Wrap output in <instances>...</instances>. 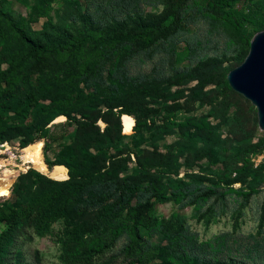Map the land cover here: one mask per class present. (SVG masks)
Returning a JSON list of instances; mask_svg holds the SVG:
<instances>
[{
    "label": "trees",
    "instance_id": "16d2710c",
    "mask_svg": "<svg viewBox=\"0 0 264 264\" xmlns=\"http://www.w3.org/2000/svg\"><path fill=\"white\" fill-rule=\"evenodd\" d=\"M52 1L36 0L27 18L0 4V143L25 147L44 139V148L49 150L59 136L48 124L59 115L66 121L54 127L75 122L79 134L63 157L45 159L49 169L65 165L67 179L53 180L29 168L13 183L12 197L0 203V264L11 263L14 241L25 228L42 237L59 219L64 222L60 241L65 264H95L124 234L128 236L121 249L124 264H247L211 256L210 244L198 242L196 234L180 222L163 226L167 253L150 247L139 233L151 198L159 202L191 198L198 203L206 183L216 187L212 195L223 196L224 186L245 182L252 190L264 179V164L256 168L244 164L233 177L198 173L177 177L175 163L182 157L188 161L185 165L203 157L218 160L220 138L204 120L178 116L184 90L171 89L195 81L190 95L204 98L203 87L213 77L205 65L184 70L169 81L130 74L128 62L136 53L177 31L188 0H162L165 9L160 14H144L132 2L120 8L115 1L112 9L99 4L102 17L90 9L93 2L62 0L64 25L50 15ZM222 1L211 0V4L223 10ZM247 1L255 9L250 7L254 28L264 29V0ZM227 15L232 22L231 12ZM39 17L44 18L42 26L34 29L31 22ZM224 83L230 87L226 78ZM86 86L90 90L85 91ZM102 113L113 119L106 120L102 136L96 137L93 128L97 129L95 122ZM122 114L135 121L134 151L129 144L118 147V140L126 136L121 134ZM174 129L179 139L165 153L154 146L140 149L144 140L134 142L145 133L159 139ZM110 148L116 149L114 154H109ZM133 152L137 165L132 173H125ZM154 223L147 221V227ZM14 257L15 264H23L22 252L16 251Z\"/></svg>",
    "mask_w": 264,
    "mask_h": 264
},
{
    "label": "rangeland",
    "instance_id": "374dc122",
    "mask_svg": "<svg viewBox=\"0 0 264 264\" xmlns=\"http://www.w3.org/2000/svg\"><path fill=\"white\" fill-rule=\"evenodd\" d=\"M88 1L93 2L89 5L90 9L101 17L102 15L99 14L103 13L98 5L112 9L115 7L113 5L115 1L120 8L127 2L138 3V9L144 14H160L165 9L162 0ZM35 2L36 0H0V4L22 18H27L32 13ZM222 2L225 9L219 10L211 4V0H188L183 11L182 23L177 31L158 40L148 50L136 53L128 62L132 75L165 78L168 81L180 75L182 71L200 65H205L204 70L211 72V77L213 76L212 81L203 87V90L207 92L204 98L201 95L198 98L190 95L191 88L196 84L195 81L171 88L184 90L183 97L180 99V109L176 111V114L181 118L204 120L208 124V129L214 130L220 138L216 162L203 157L195 163L185 165L188 161L182 157L177 164L175 163V168H179L177 177H183L186 173H198L213 178L226 175L233 177L236 174L235 169L244 164L252 168L264 164V131L258 127L256 109L249 100L224 83L227 73L244 60L249 50L246 42L250 43V39L257 32L252 24L250 10L253 2L247 0H223ZM50 6L49 13L53 20L64 25L66 6L64 7L63 1L53 0ZM132 9L130 7V10ZM252 9L255 11L253 7ZM228 11L233 15L232 22L229 21ZM130 12L133 13V10ZM43 21L44 18L39 17L31 22V26L34 29H40ZM84 90L88 91L90 88L86 86ZM113 110L116 111V108ZM130 117L134 120L133 116ZM112 119L113 115L102 113L95 122L97 129L93 128V135L101 137L107 125L106 120ZM65 121L66 118L58 121L54 119L48 124L50 130H55L56 135L59 136L58 141L49 146V150H45L44 139H40L43 143L41 153L44 162L46 158L53 160L55 157H63V154L76 144V136L79 132L76 131L75 122L69 125L64 124L63 127L53 126ZM177 132L178 129H174L173 132L164 134L159 139H154L151 133H145L142 137L135 138L134 142L144 140L140 143V149H150L154 146L158 151L165 153L167 149H170V145L179 139ZM121 134H124L122 124ZM132 134L133 128L130 133L124 134L126 136L118 140L120 149L129 144L133 151L136 150V148L133 149V145L131 146ZM180 140L183 139L180 138ZM3 143H7L8 149L2 147ZM3 143H0V161H11L5 167H11L10 169L15 170L16 174L9 188V195L0 197V203L12 197V185L18 176L32 168L28 166L23 171L15 166L21 164L22 147L17 142ZM90 150L96 153L93 148ZM115 151V148H110L109 154H114ZM124 156L126 153L116 158ZM180 164L183 165L180 166ZM106 165H109L108 161ZM136 165V154L133 152L130 154V161L124 172L132 173ZM203 186L206 189L200 193L198 203L190 201L191 198L166 202H159L154 198L149 200L150 208L143 212V221L139 224V233L148 241L149 244H147L167 253L168 237L163 232V226H168L166 223L169 222H180L196 234L198 242L210 244L211 256L221 259L234 258L247 264L254 262L264 264V179L252 190L245 182H235L231 186H224L223 196L211 194V190L216 187L209 186L208 183ZM147 221H155L153 227L148 228ZM1 228L3 225L0 223ZM63 229V219L53 222L50 233L42 237L35 235L31 228H25L14 241L10 264H15L16 251L22 252L23 264H65L61 259L63 250L60 238L63 237ZM127 242L128 236L124 234L118 239L115 247L105 253L95 264H124L125 257L121 249Z\"/></svg>",
    "mask_w": 264,
    "mask_h": 264
},
{
    "label": "water",
    "instance_id": "95a60500",
    "mask_svg": "<svg viewBox=\"0 0 264 264\" xmlns=\"http://www.w3.org/2000/svg\"><path fill=\"white\" fill-rule=\"evenodd\" d=\"M230 88L255 107L258 127L264 131V29L254 33L244 60L226 75Z\"/></svg>",
    "mask_w": 264,
    "mask_h": 264
},
{
    "label": "bare ground",
    "instance_id": "6f19581e",
    "mask_svg": "<svg viewBox=\"0 0 264 264\" xmlns=\"http://www.w3.org/2000/svg\"><path fill=\"white\" fill-rule=\"evenodd\" d=\"M65 119L64 115H59L55 118V121ZM122 130L124 134H128L132 131L134 126V120L125 114L121 116ZM42 141L37 140L21 149V164L18 166L21 170L25 171L28 166H31L38 172L55 180H65L68 178V170L65 165H55L51 169H48L43 160L41 153ZM2 147H8L7 143H3ZM8 149V148H7ZM11 163L9 160L0 161V197L9 195V188L13 182L16 171L5 166ZM12 165V164H11ZM13 166V165H12ZM2 167H5L4 169Z\"/></svg>",
    "mask_w": 264,
    "mask_h": 264
}]
</instances>
